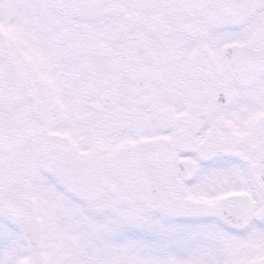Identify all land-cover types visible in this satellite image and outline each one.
Wrapping results in <instances>:
<instances>
[{
  "label": "snow or ice",
  "instance_id": "obj_1",
  "mask_svg": "<svg viewBox=\"0 0 264 264\" xmlns=\"http://www.w3.org/2000/svg\"><path fill=\"white\" fill-rule=\"evenodd\" d=\"M0 264H264V0H0Z\"/></svg>",
  "mask_w": 264,
  "mask_h": 264
}]
</instances>
